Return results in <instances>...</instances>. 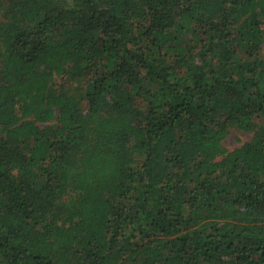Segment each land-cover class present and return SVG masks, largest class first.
<instances>
[{
    "label": "trees",
    "instance_id": "obj_1",
    "mask_svg": "<svg viewBox=\"0 0 264 264\" xmlns=\"http://www.w3.org/2000/svg\"><path fill=\"white\" fill-rule=\"evenodd\" d=\"M0 262L264 264V0H0Z\"/></svg>",
    "mask_w": 264,
    "mask_h": 264
},
{
    "label": "rangeland",
    "instance_id": "obj_2",
    "mask_svg": "<svg viewBox=\"0 0 264 264\" xmlns=\"http://www.w3.org/2000/svg\"><path fill=\"white\" fill-rule=\"evenodd\" d=\"M67 80L64 78H57V83H63L66 87H70L73 89L72 92L79 93L78 88H74L78 83L77 82H70L67 84ZM83 106H86V100L82 99ZM252 138V134L249 132H245L238 127H231L230 132L226 139L224 140L225 146L229 150H234L244 144V142L250 140Z\"/></svg>",
    "mask_w": 264,
    "mask_h": 264
},
{
    "label": "built area",
    "instance_id": "obj_3",
    "mask_svg": "<svg viewBox=\"0 0 264 264\" xmlns=\"http://www.w3.org/2000/svg\"><path fill=\"white\" fill-rule=\"evenodd\" d=\"M0 264H6V263H4V262H0Z\"/></svg>",
    "mask_w": 264,
    "mask_h": 264
}]
</instances>
